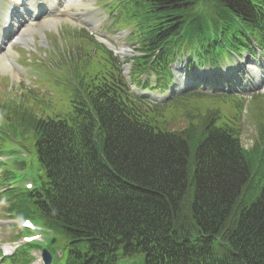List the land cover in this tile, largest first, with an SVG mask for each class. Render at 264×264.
<instances>
[{
	"label": "trees",
	"instance_id": "trees-1",
	"mask_svg": "<svg viewBox=\"0 0 264 264\" xmlns=\"http://www.w3.org/2000/svg\"><path fill=\"white\" fill-rule=\"evenodd\" d=\"M166 1L172 10L194 0ZM159 8L167 10L164 5ZM193 10L186 7L190 14ZM190 14L180 17L181 26L191 22ZM124 20L132 25L135 16L127 12ZM9 93L7 87L0 90V124H9L4 132L10 133L7 138L14 145L8 174L16 169L31 172L33 178L44 177L47 224L73 250L70 264H114L120 255L137 257L148 252L182 204L187 210L178 216L186 217L185 224L190 219L193 233L200 229L232 233L233 240L228 242L241 264H264V193L260 190L264 185L260 188L258 181L250 179L249 164L235 148L222 141L199 147L201 141L188 136H174L180 139L177 142L156 137L150 127H141L144 118L133 117L110 92L79 102L85 115H90L87 118L71 96L41 109ZM35 113L40 115L37 120ZM12 123L18 128L13 129ZM37 125L65 135L91 130L95 136L100 128V134L104 133L93 138L92 155L79 160L69 141ZM105 134L110 138L106 154ZM47 148L48 159L43 155ZM97 165L115 166L120 175L114 187L105 186L109 175H99ZM250 193L259 194L255 201L262 196L250 204ZM8 202L14 213L15 206ZM29 251L24 247L18 254L24 264L30 261ZM196 255L191 250L183 253L193 260ZM153 256L158 261L161 254Z\"/></svg>",
	"mask_w": 264,
	"mask_h": 264
},
{
	"label": "rangeland",
	"instance_id": "rangeland-1",
	"mask_svg": "<svg viewBox=\"0 0 264 264\" xmlns=\"http://www.w3.org/2000/svg\"><path fill=\"white\" fill-rule=\"evenodd\" d=\"M158 121L160 122V125H159L160 129H162L164 127V119H158ZM184 122H185V118H184L183 113H178L176 115L175 119L171 121L172 125L175 127H178L181 124H184ZM18 181H19V179L16 182H18ZM4 199H6V198L4 197ZM0 217L3 218L2 213H0ZM12 225H15L14 221H8L6 223H0V239H7V238H10L11 235H13V234H14V236L16 235L15 231L8 232L9 229L12 228L11 227Z\"/></svg>",
	"mask_w": 264,
	"mask_h": 264
}]
</instances>
